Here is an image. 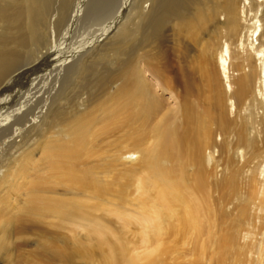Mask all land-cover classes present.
I'll return each instance as SVG.
<instances>
[{
    "label": "bare ground",
    "instance_id": "bare-ground-1",
    "mask_svg": "<svg viewBox=\"0 0 264 264\" xmlns=\"http://www.w3.org/2000/svg\"><path fill=\"white\" fill-rule=\"evenodd\" d=\"M26 2L29 3L27 24L34 28L36 37L43 38L46 21L51 20L47 8L53 0ZM84 2L87 3L86 0L75 2L69 11L72 7H62L69 12L68 19L63 16L68 20L66 30L72 31L77 24ZM18 10L17 7L7 13L0 10V22L15 28L13 25L25 17ZM168 30H173L177 38L183 36L182 40H196L202 31L215 40V50L203 66L219 111L221 128L212 133L206 129L205 118L197 114L187 99L176 101L173 94L171 98L179 108V116L171 112L173 105L160 100L146 76L147 72L156 76L163 91L165 87L172 88L169 72L160 62ZM120 33L122 40L118 43L115 38ZM132 40H137L133 48L128 45ZM89 44L95 50L90 65L85 63V56H79L84 48L80 46L64 53L56 63H47L43 75L52 74L51 84L58 85L55 82L60 81V89L49 87L50 93L39 96L40 102L27 119L29 125L15 128L10 144L19 147L31 134L25 141L27 145L34 139L32 132L42 130L44 137L49 129L53 135L48 139L45 157L56 160L54 169L62 170L68 165L69 170V164L76 160L82 147L88 146V134L97 119L89 110L93 103L98 102L105 116L116 119L114 124L131 127L137 133L146 132L147 126L158 118L151 135L152 145L130 154H134L130 157L133 161L142 162L148 169L143 190L154 194L142 219L144 240L150 248L125 257L115 247L108 246L99 264H167L166 255L169 264H264V160L253 162L250 146L232 145L226 149L225 139H216L231 120L229 112L235 118L250 110L254 121L252 137H256L255 143L264 145V0H124L116 21ZM212 62L224 78V96L218 89V73L210 67ZM19 64L14 53L0 56V83L9 76L5 88L10 89L11 106L16 111L24 108L27 99L32 100V89L41 85L30 82L28 86L32 89L21 94L20 87L35 70L21 69ZM72 70V76L62 86L63 79L57 77L64 71L67 76ZM83 76L86 82L78 80ZM35 79L40 80L38 76ZM74 90L79 94L74 99L78 104L75 110L73 106L68 108L73 101H69V94ZM224 155L229 159H224ZM62 159L68 160L66 166L60 163ZM3 173L0 167V175ZM224 190L236 191L235 194H240L237 203L245 204L232 207L216 204L214 193ZM38 207L41 208L30 205V209ZM80 250L82 247L78 246L77 251ZM54 256L69 264L72 261L62 252H55Z\"/></svg>",
    "mask_w": 264,
    "mask_h": 264
},
{
    "label": "rangeland",
    "instance_id": "rangeland-1",
    "mask_svg": "<svg viewBox=\"0 0 264 264\" xmlns=\"http://www.w3.org/2000/svg\"><path fill=\"white\" fill-rule=\"evenodd\" d=\"M78 1L50 2L47 11L50 15L48 20H51L46 21L49 32L44 26L46 34L42 38L36 37L34 28L27 24L29 16L26 10L29 3L27 4L26 0H0V10L3 12L7 13L11 8L17 7L18 11H21L19 13L25 15L22 22L13 25L15 26L13 29L8 23L0 22V56L14 53L19 65L22 66L21 69L35 70L34 74H30L28 81L20 87L21 94H26L28 89H32L28 86L30 82L41 84L36 90L31 91L33 102L27 99L20 112L11 106L10 89L5 88L9 76L0 83V92L3 90L0 94V167L4 171L0 175V264H69L62 257H55V252L70 256L72 258L70 264H99L108 246L115 247L125 257L143 253L150 248L144 240L142 219L150 206L148 203L154 199V194L153 191L143 190V184L147 185L148 169L144 168L142 162L133 161L130 157H134V154H130L152 145L151 135L158 118L147 126L146 132L137 133L131 127L126 129L124 126L114 124L116 119L105 116L103 108L97 106L98 102L93 103L89 110L97 119L88 134L89 141L86 143L88 146L82 147L75 161L70 163L71 160L67 158L71 165L69 170L68 165L66 166L67 159L60 162L66 168L58 170L53 167L56 160L53 162L49 156L45 157L48 139L53 135L49 129L45 130L44 137H41L43 135L41 133H44L42 130L32 132L34 139L32 138L27 145L25 141L31 134L25 137L19 147L10 144L12 131L29 125L27 119L35 111L37 102H40L39 96L45 92L50 93L49 87L55 86L57 90L60 89V81L55 82L58 85L51 84L52 74L43 75L42 70L46 69L44 67L48 66L47 63H56L66 53L80 46L84 48L79 56H85V63L90 65L89 61H94L95 53V50H91L90 41L116 21L124 2L86 0L87 3L84 2L81 10L79 9L78 16L80 11L82 16L78 17L79 21L77 19L75 27L72 31L66 30L68 20L65 21L63 16L68 19V11L72 10ZM64 6L72 8L66 11L62 9ZM58 24L61 27L57 28ZM167 34L169 37L160 62L169 72L173 81L172 88L165 87L163 91V87L158 85V78L149 72L146 74L147 78L154 84L160 100L165 105L167 103L173 105L171 112L179 116V108H176V102L171 96L175 95L176 101L187 99L189 105L199 112L197 114L205 118L206 129L210 133L220 129L219 111L214 103L211 85L203 73L205 61L207 62V58L216 47L214 38L203 31L196 40H187L185 37L182 40L183 36L177 38L173 30H168ZM115 40L120 43L122 33L118 34ZM136 42L137 40H132L128 45L133 48ZM211 66L218 73V89L224 96L226 92L224 78L214 62ZM73 72L74 70L66 76L64 71L60 76L65 77H57L59 80L63 79L62 86ZM37 76L40 80L35 79ZM85 77L78 80L86 82ZM76 95L79 94H76L75 90L69 94L71 98L69 101H73L68 104V108L73 106V110L77 109L78 105L74 100ZM63 111L65 110L61 109V112ZM229 113L231 120L223 127L222 133L216 135L217 141L225 139L226 149L232 145L234 148L238 145L250 146L249 154H254L255 158L252 161L264 160L263 143H255L256 137H252L254 121L251 119L250 110L235 118ZM13 114L15 117L12 118ZM203 137L202 135L201 140ZM37 141L39 143L33 145ZM227 156L224 155V159L228 160ZM144 191L148 194L146 195ZM235 193L236 191L228 190L214 193L216 204L226 203L228 207L234 204L244 205L242 202L237 203L236 197L240 194ZM30 205H40L41 208L30 209ZM224 209L226 210L225 206ZM229 218H232V215ZM99 240L103 243H99ZM49 245L54 248L48 247ZM78 246H81L82 250L77 251ZM164 260L169 264L167 255Z\"/></svg>",
    "mask_w": 264,
    "mask_h": 264
}]
</instances>
